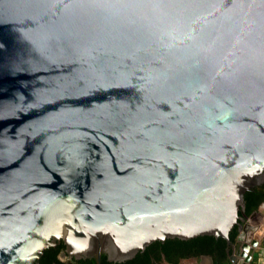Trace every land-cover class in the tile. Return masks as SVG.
<instances>
[{
	"label": "water",
	"instance_id": "1",
	"mask_svg": "<svg viewBox=\"0 0 264 264\" xmlns=\"http://www.w3.org/2000/svg\"><path fill=\"white\" fill-rule=\"evenodd\" d=\"M263 184L264 0H0V264L199 236L251 264Z\"/></svg>",
	"mask_w": 264,
	"mask_h": 264
},
{
	"label": "trees",
	"instance_id": "2",
	"mask_svg": "<svg viewBox=\"0 0 264 264\" xmlns=\"http://www.w3.org/2000/svg\"><path fill=\"white\" fill-rule=\"evenodd\" d=\"M264 203V184L256 187L253 191L246 193V212H240L245 217H250L258 211ZM236 238V230L231 234ZM62 247H50L45 250L41 264H98L97 258L87 259H62L60 252ZM211 255L217 264L227 261V241L223 238L213 236H199L189 240L167 239L157 241L149 245L145 251H141L137 256L126 262H110L108 257L102 255V264H153L166 260L169 264H180L183 259Z\"/></svg>",
	"mask_w": 264,
	"mask_h": 264
},
{
	"label": "crops",
	"instance_id": "3",
	"mask_svg": "<svg viewBox=\"0 0 264 264\" xmlns=\"http://www.w3.org/2000/svg\"><path fill=\"white\" fill-rule=\"evenodd\" d=\"M255 224H262V228L258 233L260 245L257 248L254 258L251 264H264V204L260 206L257 214L253 218ZM211 255H202L199 257H191L183 259L180 264H217L213 262ZM160 264H169L166 260H163Z\"/></svg>",
	"mask_w": 264,
	"mask_h": 264
},
{
	"label": "flooded vegetation",
	"instance_id": "4",
	"mask_svg": "<svg viewBox=\"0 0 264 264\" xmlns=\"http://www.w3.org/2000/svg\"><path fill=\"white\" fill-rule=\"evenodd\" d=\"M52 247H54V248H59V247H62L61 249H62V251L60 252V257L62 256V254H65L66 253V245H65V243H64V241L63 240H61V241H58V244L56 245V246H52ZM50 248V247H49ZM43 256H44V254L41 256V258H40V260H39V263L41 264V260H42V258H43ZM62 258V257H61ZM66 259H70L71 260V258H69V257H67ZM111 262V261H110ZM213 262L214 263H216V260H215V258L213 257ZM221 264H229V262L228 261H225V262H223V263H221Z\"/></svg>",
	"mask_w": 264,
	"mask_h": 264
}]
</instances>
